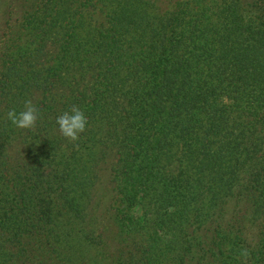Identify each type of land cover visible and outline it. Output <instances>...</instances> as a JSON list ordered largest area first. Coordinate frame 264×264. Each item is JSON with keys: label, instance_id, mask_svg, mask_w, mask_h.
Listing matches in <instances>:
<instances>
[{"label": "trees", "instance_id": "trees-1", "mask_svg": "<svg viewBox=\"0 0 264 264\" xmlns=\"http://www.w3.org/2000/svg\"><path fill=\"white\" fill-rule=\"evenodd\" d=\"M0 2V264H264V0Z\"/></svg>", "mask_w": 264, "mask_h": 264}, {"label": "clouds", "instance_id": "clouds-1", "mask_svg": "<svg viewBox=\"0 0 264 264\" xmlns=\"http://www.w3.org/2000/svg\"><path fill=\"white\" fill-rule=\"evenodd\" d=\"M7 118L20 129L35 130L39 118V110L32 100H26L24 110L19 113L15 109L7 112ZM56 123L60 134L70 142L80 138V134L86 131L87 117L77 105H72L67 111L57 116Z\"/></svg>", "mask_w": 264, "mask_h": 264}, {"label": "rangeland", "instance_id": "rangeland-1", "mask_svg": "<svg viewBox=\"0 0 264 264\" xmlns=\"http://www.w3.org/2000/svg\"><path fill=\"white\" fill-rule=\"evenodd\" d=\"M0 6H1V2H0ZM4 11H5V7H4ZM2 15V14H1ZM0 15V18H2V16ZM15 16V15H14ZM3 24L4 26V23L3 21H0V26ZM100 178H101V181H100V186L97 187L93 193V203L92 204H101V208H104L108 203H109V200H110V195H111V183L110 181H108V178L107 176L105 177L103 175V172L100 171ZM97 212L98 214H101V209L99 207V209L97 208Z\"/></svg>", "mask_w": 264, "mask_h": 264}]
</instances>
